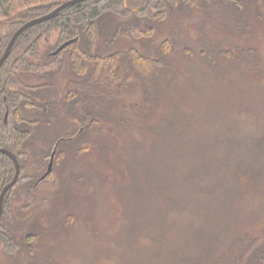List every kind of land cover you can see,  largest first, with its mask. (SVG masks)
<instances>
[{"label":"rangeland","instance_id":"rangeland-1","mask_svg":"<svg viewBox=\"0 0 264 264\" xmlns=\"http://www.w3.org/2000/svg\"><path fill=\"white\" fill-rule=\"evenodd\" d=\"M230 1L210 0L194 9H176L164 19L153 21L155 29L150 35H138L137 32L135 35L130 28L120 29L118 34L107 29L102 32L100 22L95 42L97 54L118 51L124 60L130 47L154 55L157 45L167 38L171 45H177L175 64L181 67L200 66L201 63L207 65V61L199 56L201 48L230 49L237 55L235 58L232 55L223 58L224 77L213 79L212 83L203 79L199 88H190L191 84L185 83L188 90L183 94L190 99L184 109L189 112L192 109L196 113L199 125L191 129H197L199 137L192 139V135L186 132L184 141L197 151L199 144L202 147L216 144L212 137L214 131L219 132L221 138L230 133L234 147L228 144L230 141L227 145L220 141L215 147L217 149L207 150L205 166L217 165L215 160H221L228 153L230 158L223 164L228 175H231L228 165L232 161L235 165L248 163L245 168L250 164L258 165L261 173L257 176L248 172L256 178L254 180L247 177V172L242 173L237 179L240 188L235 189L225 202H220L222 199L217 198L218 194L214 192L203 194L204 197L198 194L206 207H200L199 203L197 207L203 211L195 208V217L185 208V203H180L183 210L180 208L173 216L170 215V220L183 216V224L189 231H198L196 227L200 224L211 229L202 241L191 237L194 246L191 250L187 249L190 253L196 252L195 257L170 253L169 245L174 240L170 237L168 242L155 241L161 236L154 233L159 220L154 212H150L149 216L153 223L135 219V225L142 222L147 226H140L136 234L128 233L125 205L130 198L133 202V198L129 197L128 201L123 199L121 175L117 176V181L107 180L114 176L116 168L117 172L121 167L123 169V156L128 153L126 141L129 145L133 143L134 123L131 121L122 126L120 122L111 121L102 109L99 115L104 116L105 121L96 122L94 130L87 127L92 119L89 114L91 107L88 98L83 97L91 98L93 95L83 93L81 86L71 85V74L59 72L56 78L49 77V91H44L43 96L38 94L37 100L31 102L27 114H24L31 120L28 123L30 136L23 144L26 156H22V164L25 165L21 175L19 172L20 179L18 176L8 192L9 207L6 217L1 220L12 232L17 249L11 252L0 247V264H210L209 261L216 257L230 264L240 248L245 255L238 264H252L257 258L256 250L264 244V160L263 156L257 157V161L253 158L256 156L254 151L264 154V0H234L233 4ZM141 28H135V31ZM4 31L6 25H0V32ZM114 34L117 36L109 44ZM82 50L86 51V45ZM66 53L61 57L66 59ZM241 54L254 56L259 70L242 78L237 77L231 69L230 58H243ZM29 81L47 83V80L37 76H30ZM132 83L131 79L125 92H111L110 99H114L116 105L109 116H113L114 120L122 113L121 104L136 98ZM71 88H75L76 93H82L83 102L79 107L69 100ZM42 102L48 106L49 112L41 111ZM89 131L91 133L86 135ZM261 140L262 145L256 143ZM173 146H169L170 153ZM191 147H185L186 157L172 163L173 171L184 170L186 177L192 174L197 162L195 153L188 149ZM51 158V169L42 178ZM127 159L132 160L131 156ZM34 167L37 171L28 197L23 184ZM170 174L171 171L166 172V177L170 178ZM125 176H128V170ZM228 177L231 183H236L237 180ZM195 188L186 187L179 196L183 200L191 199L196 193ZM131 206L132 203L128 209ZM217 211L224 218L215 224L211 216L214 214L215 218ZM194 222L195 226L190 229L189 224ZM28 234L31 237H27ZM172 236L176 237V233ZM258 258L254 263L264 264V255L260 260Z\"/></svg>","mask_w":264,"mask_h":264},{"label":"trees","instance_id":"trees-1","mask_svg":"<svg viewBox=\"0 0 264 264\" xmlns=\"http://www.w3.org/2000/svg\"><path fill=\"white\" fill-rule=\"evenodd\" d=\"M64 1L66 0H0V25H6V31L0 32V55L18 26L31 18L49 12ZM209 1L84 0L63 8L53 18L23 30L17 36L9 55L0 67V146L8 148L17 155L20 175L23 164L25 165V163L22 164V156H26L23 144L31 132L28 125L31 120L24 116L25 113L27 114L28 106L37 100L38 94L43 96L44 91H49L47 84H49L51 75L56 78L59 72L66 75L71 74V85L81 86L83 93L88 92L86 95H90V93L93 95L91 98L90 96L83 97L88 98L91 107L89 114L91 113L92 119L87 127L94 130L97 127L95 126L96 122L105 121L104 116L99 115V111L102 109H105V114L111 121L120 122L122 126L131 121L134 123V135H131L133 143L129 145L126 141L128 153L123 156V169L121 167L117 172L116 168L114 176L107 180L117 181V176L121 175L124 184L123 199L128 201L129 197L132 196L133 198V202H131V198L128 201V205L132 203L129 209L128 205H125L128 212L125 216L128 233L136 234L140 226H147L142 222L135 225L133 223L135 219L153 223L149 216L151 215L150 212H154L153 214L159 219L157 220V232L154 233L161 236L155 241L168 242L170 238L174 239L172 240L173 246L172 244L169 245L170 253L191 255L190 257L194 255L195 257L196 252L190 253L188 251L194 246L191 237L202 241L211 229H206L204 225L200 224L196 227L198 231H189L183 224V216L172 217L170 220V215L173 216V213L179 211L180 203H185L187 205L185 208L189 209L195 217V208L203 211L202 208L197 207L199 203L201 204L200 207L205 206L199 200L198 194L204 197L206 193L214 192L218 194L217 198L222 199L220 202H225L226 199L231 198L235 189L240 188V182L237 179L242 173L247 172V177L252 178V180L256 178L251 177L248 172L257 176H260L261 173L258 165L250 164V167L245 168L248 163L245 165L242 162L241 165H235L232 161L231 163L228 162V166H230L228 170L231 173L228 175L225 166H223L224 162L230 158L227 151L225 152L227 153L226 157L215 160L217 165L210 168L205 166L204 160L206 158L204 156L207 154V150L217 149L215 147H218L217 144L220 141L226 145L230 141L228 144L234 147V139L230 137V133L225 138H221L219 132L214 131L215 134L212 137L215 138L213 142L216 144H204V147L199 144L197 151L200 152L201 150L200 153L194 150L190 143L187 145L184 141L185 136H187L185 135L186 132L192 135V139L199 137L196 133L197 129L194 131L191 129L199 125V120L195 117L196 113L192 109L190 112L184 109L188 99H190L187 94H183V91L188 90V88L186 90L185 83L191 84L189 85L190 88L193 86L199 88L203 84V79L212 83L213 79L224 77L226 69L223 58H227L228 55L235 58L237 55L235 51L232 52L230 49L201 48L199 56L207 61V65L201 63L200 66L181 67L179 64H175L174 57L178 53L175 46L177 45H171L167 38L157 45L154 55L144 54L134 47H130L124 60L120 58L118 51L102 55L97 54L95 42L100 25L103 26L102 32L107 29V31L112 30L113 33H117L122 28H130L131 33L135 35L136 32L138 35H150L151 31L155 29L152 26L153 21L164 19L169 12L176 9L190 10L205 5ZM230 2L233 4L234 0ZM135 28L141 29L135 31ZM117 34H114L109 44L112 43ZM52 37H54L53 42H51ZM68 39H73V41L59 52L52 54L53 50ZM84 45H86V51L82 50ZM64 52H67L66 59L61 57ZM241 55L243 58H230L231 69L235 71L237 77L242 78L244 75H250L259 70L257 69L258 60L255 61L254 56ZM205 61L203 62L205 63ZM30 76L47 80V83H45L46 81L44 83L39 81L28 82ZM131 79L136 98L123 102L120 107L122 113L118 117L115 116L114 120L113 116H109L111 109L116 105L114 99H110L111 92L113 90L125 92ZM54 81H51L52 85H54ZM75 91H77L75 88H71L69 100L71 104L79 107L83 102L82 93ZM41 104V111L49 112L48 106L43 102ZM165 105V109L161 108ZM91 131L84 134L89 135ZM256 143L263 144L262 140ZM170 145H174L171 147V153ZM186 146L191 147L188 149L195 153V160L197 161L192 174L188 177H186L184 170L177 172L175 169L174 172L172 167V163L186 157V150H184ZM254 152L256 154L253 156L254 161H257L259 156H263L264 160V154L259 151ZM128 155L131 156L132 160L127 159L129 158ZM220 166L221 168H219ZM30 170L33 173L28 174V178L23 184L28 197L33 190L32 179L35 177L37 169L34 167ZM126 170H128V176H125ZM222 170L225 172L222 173ZM170 171V178H167L166 172L170 173ZM13 173V161L6 154L0 152V191L13 176ZM228 176H231L235 181L237 180L236 183H231L232 180ZM243 179H245L244 176ZM181 186L182 189H180ZM185 186L187 188L196 187V193H193L194 196L191 199L183 200V197L179 196V193L185 192ZM10 189L5 194L0 217V247H3L5 251L12 252L17 249L14 236L6 222L1 221L3 217H6V210L9 207L10 193L8 192ZM181 209L183 210V208ZM209 209L212 208L209 207ZM218 211L215 218L213 217L214 214L211 216L212 222L214 221L215 224L224 218L222 214L218 215ZM195 222L193 225L189 224L190 229L195 226ZM171 233H176V237L172 236ZM27 237H31L30 234ZM174 245H177L178 248ZM261 247L256 250L257 258L260 254L259 260L264 255V244H261ZM260 250L262 251L259 253ZM230 251L233 250L230 249ZM243 252L244 250L240 248L230 264H238L242 255H245ZM257 258L254 261H257ZM254 261L252 264H255ZM209 262L210 264H227L217 257Z\"/></svg>","mask_w":264,"mask_h":264},{"label":"water","instance_id":"water-1","mask_svg":"<svg viewBox=\"0 0 264 264\" xmlns=\"http://www.w3.org/2000/svg\"><path fill=\"white\" fill-rule=\"evenodd\" d=\"M82 1H84V0H66V1L62 2L61 4H59L58 6H56L55 8H53L52 10H50L49 12L42 14L40 16H36L34 18H31V19L23 22L20 26H18L16 28V30L10 36L3 53L0 55V67L3 64V62L6 60L7 56L9 55L11 47H12L14 41L16 40L17 36L23 30H25L26 28H28V27L36 24V23H40L44 20H48L50 18H53V17L57 16L63 8L74 5V4L82 2ZM72 41H73V39H68V40L64 41L55 50L52 51V54L59 52L64 46L68 45ZM0 152L6 154L9 158H11V160L13 161V164H14L13 176L10 178V180L8 182H6L4 184V186L2 187V189L0 191V217H1V214L3 211V203H4L5 194L8 191V189L11 188V186L16 182V180L19 176V172H20V165H19V161L17 159L16 154L14 152H12L11 150H9L8 148H6L4 146H0ZM53 153H54V151L52 152L51 157L53 156ZM51 164H52V158H51L50 162L48 163L47 169H46L45 173L43 174L42 178L45 177V175H47V173L50 171Z\"/></svg>","mask_w":264,"mask_h":264}]
</instances>
